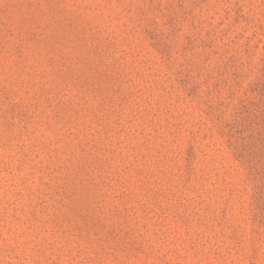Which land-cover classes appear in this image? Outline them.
<instances>
[{
    "label": "rangeland",
    "instance_id": "obj_1",
    "mask_svg": "<svg viewBox=\"0 0 264 264\" xmlns=\"http://www.w3.org/2000/svg\"><path fill=\"white\" fill-rule=\"evenodd\" d=\"M0 264H264V0H0Z\"/></svg>",
    "mask_w": 264,
    "mask_h": 264
}]
</instances>
